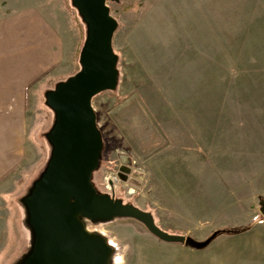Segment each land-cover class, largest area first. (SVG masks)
Here are the masks:
<instances>
[{
	"label": "rangeland",
	"instance_id": "374dc122",
	"mask_svg": "<svg viewBox=\"0 0 264 264\" xmlns=\"http://www.w3.org/2000/svg\"><path fill=\"white\" fill-rule=\"evenodd\" d=\"M107 4L118 23V81L92 98L102 137L90 172L95 191L198 240L264 221V0ZM27 9L44 17L61 55L27 86L22 113L15 103L0 119V264H24L35 249L26 198L53 154L57 113L48 94L81 68L88 34L73 0H0V14ZM121 154L130 158L126 178ZM77 217L108 245L106 264H245L232 253L238 233L195 249L131 216Z\"/></svg>",
	"mask_w": 264,
	"mask_h": 264
},
{
	"label": "water",
	"instance_id": "95a60500",
	"mask_svg": "<svg viewBox=\"0 0 264 264\" xmlns=\"http://www.w3.org/2000/svg\"><path fill=\"white\" fill-rule=\"evenodd\" d=\"M73 2L88 23V34L81 50V68L48 94V103L57 113V123L50 133L54 149L46 173L26 198L36 245L24 264H106L108 245L84 229L79 214L99 218L131 216L166 241L206 248L224 234L221 229L203 240L168 233L156 224L151 213L95 191L90 172L98 161L102 137L92 98L117 85L118 56L113 36L118 23L107 0ZM120 160L119 175L126 178L132 172L130 158L121 154ZM260 211L264 216V198L260 200Z\"/></svg>",
	"mask_w": 264,
	"mask_h": 264
},
{
	"label": "crops",
	"instance_id": "0c3cea01",
	"mask_svg": "<svg viewBox=\"0 0 264 264\" xmlns=\"http://www.w3.org/2000/svg\"><path fill=\"white\" fill-rule=\"evenodd\" d=\"M0 119L7 113H22L26 88L51 65L59 62L56 44H50V28L38 11L27 9L0 14ZM62 59V57H61ZM5 164V161L4 163ZM0 163V168L2 166ZM13 166V165H12ZM11 166V167H12ZM236 243L232 253L245 258V264H264V221L231 235Z\"/></svg>",
	"mask_w": 264,
	"mask_h": 264
},
{
	"label": "trees",
	"instance_id": "16d2710c",
	"mask_svg": "<svg viewBox=\"0 0 264 264\" xmlns=\"http://www.w3.org/2000/svg\"><path fill=\"white\" fill-rule=\"evenodd\" d=\"M250 227H251V225L241 226V227H226V228H220L221 229L220 232L228 233V234L240 233V232H243V231L249 229Z\"/></svg>",
	"mask_w": 264,
	"mask_h": 264
}]
</instances>
